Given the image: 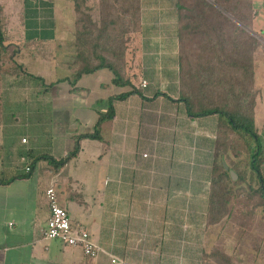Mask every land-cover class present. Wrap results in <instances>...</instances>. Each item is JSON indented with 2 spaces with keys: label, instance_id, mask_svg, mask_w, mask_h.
<instances>
[{
  "label": "crops",
  "instance_id": "0c3cea01",
  "mask_svg": "<svg viewBox=\"0 0 264 264\" xmlns=\"http://www.w3.org/2000/svg\"><path fill=\"white\" fill-rule=\"evenodd\" d=\"M208 1L264 42V0ZM11 2L6 1L5 6ZM49 2L28 0L23 16L22 7L15 21L7 15V31L16 30L19 25L29 36L24 42L17 35L7 36V43L17 45L22 56L27 46L40 45L42 49L32 47L29 52H37L46 62L51 57L52 70L57 68L53 60L61 50L59 54L65 55L59 66L65 71L62 81H72L63 88L73 98L71 103L66 101L71 110L60 126L59 143L54 144L51 136L40 147L38 136L33 133V142L21 139L20 146L16 137L0 136V161L10 164L0 169V173H10L0 178V264H111V256L117 257L120 264H206L208 256L218 249L212 245V227H219L216 236L224 229V221L207 225L219 119L216 114L191 117L181 100L178 0H139V31L130 37L125 64V77L137 93L113 101V117L101 122L99 140L80 139L74 157L60 169L50 168L43 175L32 174L37 156L57 160L65 157L73 150L75 136L93 132L99 115L108 109L109 98L131 89L115 85L113 74L107 69L83 74L73 81L74 52L66 41L74 44V39L56 38L52 20L55 13L61 17L68 1ZM69 2L74 15L72 0ZM8 11L4 10L6 14ZM228 11L238 12L247 26ZM73 21L72 28L64 23V30H73ZM262 54L264 47L255 51L254 58L252 52L251 59L257 93L255 107L256 68L264 64ZM15 68L0 76V128L5 103L17 101L19 87L13 88L14 81L27 74L23 63ZM260 76H264L263 70ZM142 80L147 82L145 87L140 84ZM53 83L44 84L43 90L31 89V94L48 102ZM85 149L89 151V163L83 165V161L71 175V160L86 156ZM11 152L15 155L13 162L12 157L6 160ZM21 162L28 164L30 170L26 171V166L22 170ZM49 186L55 188L58 203L67 211L72 225L87 230L98 246L95 258L85 256L80 246L42 238L49 216L45 197Z\"/></svg>",
  "mask_w": 264,
  "mask_h": 264
},
{
  "label": "trees",
  "instance_id": "16d2710c",
  "mask_svg": "<svg viewBox=\"0 0 264 264\" xmlns=\"http://www.w3.org/2000/svg\"><path fill=\"white\" fill-rule=\"evenodd\" d=\"M72 3L73 81L79 80L83 74L107 69L113 74L115 85L131 89L109 98L108 109L99 115L93 132L75 136L73 150L54 162L56 169L78 153L80 139H100L99 126L105 119L113 117L115 99H125L137 93L131 80L125 77V64L130 37L139 31V0H97L93 9L86 5V0H72ZM177 6L181 100L189 116L216 114L219 119L207 207V225H215L229 216L228 204L234 193L233 187L243 181L240 161L230 162L239 176L236 182L230 179L223 164L225 156L236 158L240 154L232 135L243 139L250 168L256 174L258 186L255 191L259 200L254 208L264 205V179L260 168L264 159L254 129L257 93L254 88V59L253 63L251 60L252 52L254 58L260 43L208 0H178ZM95 10L98 13L96 18L92 14ZM228 12L247 26L238 12ZM5 14L0 7V76L2 56L7 45L10 46L5 43L8 25ZM4 18L7 20L4 21ZM189 50L196 54H189ZM40 159L51 158L47 155L36 158ZM260 215L264 217V213ZM229 261L226 257L227 264H236Z\"/></svg>",
  "mask_w": 264,
  "mask_h": 264
},
{
  "label": "rangeland",
  "instance_id": "374dc122",
  "mask_svg": "<svg viewBox=\"0 0 264 264\" xmlns=\"http://www.w3.org/2000/svg\"><path fill=\"white\" fill-rule=\"evenodd\" d=\"M6 1L8 0H0V7L3 8V10H9L8 14H5V17L6 15H8L11 21H15L19 15L18 10L21 7L23 11L20 16L24 15L26 6L25 3L28 2V0H12L11 4L5 6ZM49 1V3H51L52 0ZM66 1H68V4H65L63 6L61 17L60 14L55 13L52 18V20H54L53 24L55 25L56 38H73L71 32L72 29L66 28L64 30L62 26L64 25V23H68V25H70V27L72 28V21L74 17L71 8V2H69V0ZM57 4H59V0H57ZM86 5L92 8V6H96V0H86ZM92 14L95 18L98 15V13H96V10L94 12L92 11ZM56 17L59 18L57 19ZM5 20L7 19L4 18V21ZM7 21L9 22V20ZM17 26L18 27L15 28L16 30L9 29V31H6L5 34L7 33V36L9 38H12L13 35H17L18 37L23 38L22 42H24V40L29 36L27 35V33L24 34L22 26ZM44 32H46V30H44ZM253 36L256 37V39L259 41V48H263L264 42L262 40L260 42L259 38H257V36H255L254 34ZM66 42H68L70 48H73L72 43H70L69 41ZM5 43H7V41ZM63 44H65V42ZM32 47L42 49V47L40 45L37 46V44L35 46H27L26 48H24V56H22L18 53L17 45H7V48L2 56V73H7L8 70H12L13 68L18 67V65L23 63L27 74L23 78L14 81L13 88L15 86L19 87L18 92L16 93L17 101L9 104L5 103V105L3 104L4 110L2 111L1 116L3 125L0 128V136L6 135L11 139L16 137L17 141L19 142L18 145L23 146L20 144L21 139L29 140L30 143H32V135L34 133L38 136L39 146L42 147L44 145V142L46 141L45 139L49 140L51 136H53V139L51 140H53L54 144H56V142L59 143L58 139L61 138L62 132L60 126L62 125V122L69 117V111L71 110V108L68 107L69 105L66 103V101L68 100L71 103L73 99L72 96L65 92L63 88L64 86L71 85L70 82L72 81H69L68 79H66L65 83H63L62 81V76L64 75L65 71L60 69L59 66L61 65L62 57L65 55L63 53L59 54L61 53V50L56 52V58L53 60V62L57 63V68H55V70H52L51 57L50 60H47V63L41 58V56L37 55V52L34 55L29 52L31 50L30 48ZM187 47L190 48L189 46ZM189 54L195 55L196 53L192 50H189ZM16 55H18L17 57L19 58H17ZM261 70H263L264 72V64H260L256 68V88L258 90V98L256 107L254 109V129L258 135L261 145V152L263 154L262 158L264 159V76H260ZM37 75L39 77H35ZM48 82H54L53 87L48 94V102H44L42 98H34V96L31 94V89L43 90L45 88L44 84H48ZM49 87L50 85L47 86V88ZM2 96L7 101V93L3 91ZM48 136L50 137L48 138ZM231 137L233 139L235 138V142L238 143V150L240 154L236 158H234L233 156L231 157V155L225 156L223 164L230 175V179L233 182H236L238 181L239 176L232 168L230 162H232L233 160L240 161V170L242 172L243 181H239L233 187L234 193L232 194L231 200L228 204L229 213L227 215L229 216L223 219L224 229L222 230V232L219 230V233L216 236L215 233L217 228L219 227H212V230L214 231V240L212 242V245L218 249L213 247V250L216 249V251L213 252L211 256H208L209 258L206 259V264H227L226 257L230 260L229 262L232 261L236 264H264V217L260 215L261 213H264V205L257 206L256 209L254 208L255 203L259 200L258 195L255 191L258 186L256 174L250 168V158L249 154L246 152V145L244 144L243 139L239 140L235 135H232ZM94 144L97 145L99 143L94 142ZM85 150L86 156L83 154L79 159L71 160V175L75 173V168L81 165L83 161V165L89 163V156H87L88 150ZM42 152L43 150H41V153ZM1 153L2 148L0 147V155ZM10 155L11 156L9 158H6V160H9L12 157L11 160L13 162L15 159L14 152H11ZM17 158L21 157L18 155ZM50 158L52 160L43 159L40 162H37L38 160H34L33 164L35 166H33L34 170L32 174L41 173L44 175L48 171L50 172V168H52V170H56V165L54 162L58 161V158ZM1 162L2 161H0L1 170H3V166L7 167L10 165L8 163L5 165ZM75 162H77V165H74ZM26 165L28 164L21 162V169L23 170ZM260 168L264 179V162L260 166ZM9 175L10 173L8 171L0 173V178L7 177ZM62 195H65V193L61 194L60 196ZM218 236L219 239L217 240Z\"/></svg>",
  "mask_w": 264,
  "mask_h": 264
},
{
  "label": "built area",
  "instance_id": "2783aa9c",
  "mask_svg": "<svg viewBox=\"0 0 264 264\" xmlns=\"http://www.w3.org/2000/svg\"><path fill=\"white\" fill-rule=\"evenodd\" d=\"M140 84L142 87H145L147 82L142 80ZM143 156H147V154H143ZM25 170L29 171L30 167L26 166ZM45 197L49 208V216L46 221V226L41 232L42 238L46 240H57L67 246H80L85 256L95 258L98 255V246L91 241L87 230L72 225L67 211L58 203L57 194L53 186L46 188ZM45 249H48V247H45ZM110 262L111 264L121 263L115 256H111Z\"/></svg>",
  "mask_w": 264,
  "mask_h": 264
}]
</instances>
